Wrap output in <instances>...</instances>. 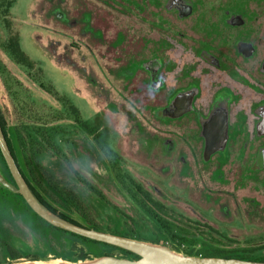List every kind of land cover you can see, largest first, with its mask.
Masks as SVG:
<instances>
[{
    "label": "rangeland",
    "instance_id": "1",
    "mask_svg": "<svg viewBox=\"0 0 264 264\" xmlns=\"http://www.w3.org/2000/svg\"><path fill=\"white\" fill-rule=\"evenodd\" d=\"M226 1L247 6L248 16L264 17V0ZM97 2L6 0L8 6L0 11V61L4 66L0 71V110L9 136L14 140L13 130H22L32 122L53 125V140L61 154L49 150L40 157L41 165L57 185L78 196L85 213L100 226L137 229L145 236L149 229H154L152 224H145L142 214L121 191L96 139L117 154V173L120 169L128 172L175 218L183 221L182 228L190 237L223 243L235 240L242 248L264 244V169H246L245 161L252 152L241 153V144L232 148V161L222 168H218L216 161L205 166L200 157L198 164L197 154L194 159L181 141L176 152L171 151L163 135L164 127L153 110L160 105L146 104L144 89L138 88V83L130 85L134 78H128L126 64L133 57L131 51L123 52L126 49L115 38L118 27L110 19L121 13L117 25L122 30L124 11L116 9V14L110 7H99ZM88 15L95 18L93 28L104 22L113 28L112 41L107 44L114 41V55L118 53L120 58L109 57L110 47L98 42L95 34L92 40L86 39L84 18ZM98 18L105 19L100 22ZM15 34L19 35L23 51L35 63L33 71L17 65L3 49L5 40ZM70 104L78 109V116L73 114ZM77 118L93 127L94 133L82 131ZM182 156L194 166L191 174ZM0 173L13 182L1 157ZM55 188L46 186L57 195ZM45 198L59 210L64 209L57 203L58 195ZM71 215L85 224L76 213ZM141 220L143 227L138 226ZM209 227L218 233L209 232ZM8 247L17 259L10 257ZM83 247L76 239L44 227L20 197L0 191V264H85L103 258L95 256L96 250L85 247L88 256L79 260ZM179 248L173 251L188 255L183 251L186 246ZM113 255L128 259L120 252ZM253 257L264 258V250L256 251Z\"/></svg>",
    "mask_w": 264,
    "mask_h": 264
},
{
    "label": "flooded vegetation",
    "instance_id": "2",
    "mask_svg": "<svg viewBox=\"0 0 264 264\" xmlns=\"http://www.w3.org/2000/svg\"><path fill=\"white\" fill-rule=\"evenodd\" d=\"M109 2L97 5L124 11L122 30L121 13L110 19L123 52L133 57L126 64L134 78L130 85L144 89L146 104L160 105L153 110L170 150L176 152L181 141L198 164L200 157L203 165L216 161L222 168L241 144V153L252 152L246 169H264L257 162L264 149V17L248 16L247 6L226 0ZM84 20L86 39L95 34L110 47L109 57L120 58L114 41L107 44L113 28L105 22L93 28L89 15ZM181 158L191 174L194 166Z\"/></svg>",
    "mask_w": 264,
    "mask_h": 264
},
{
    "label": "trees",
    "instance_id": "3",
    "mask_svg": "<svg viewBox=\"0 0 264 264\" xmlns=\"http://www.w3.org/2000/svg\"><path fill=\"white\" fill-rule=\"evenodd\" d=\"M6 0H0V11L4 7L6 8ZM3 13L4 10H3ZM4 51L12 58V60L29 71H33L35 63L30 59V57L23 51L20 38L18 34L10 35L7 40L2 44ZM4 69L2 62L0 61V71ZM43 74V72H42ZM44 84L41 83V86ZM45 90V88H44ZM50 90L48 89L47 92ZM69 108L72 110L75 116L79 115L78 109L75 105L70 104ZM0 122L8 141L11 152L15 158V161L24 176L29 187L35 194V196L53 213L62 217L65 220H68L79 226L88 227L92 230L101 231L105 233H110L113 235L128 237L132 239H137L140 241L150 242L153 244H158L161 246H167L172 250H180V245H183L186 248L183 250L190 256L194 257H204V258H223V259H240L247 262H259L264 263V258L253 257V254L256 251L264 250V244L259 245H249L246 248H242L239 242L235 240H226L227 236L220 234L221 237L225 238L226 242H220V240L215 241L213 239H206L201 237H190L189 234L182 228L184 225L183 221L175 218V214L169 211V209L162 204L160 201L156 200L152 194L145 190L141 184H139L131 175L120 169L117 173L116 167L119 165V158L116 153H114L110 148L104 147L101 145L100 140L96 139L101 151L103 152L105 158L109 161V169L112 175L116 178L121 191L127 195L128 199L132 204L139 210V213L144 217L145 224H152L154 229H149L148 236H145L141 233L140 230H131V229H121L120 227H109V226H100L95 222L88 214L84 211V206H82L79 201L78 196L71 190L65 189L62 185H57L58 183L52 180V176L49 175L46 170L42 167L40 162V157L43 154H46L51 151H56L57 155H60V150L58 146L55 145L53 140L54 128L53 125H38L37 123L27 124L23 127L22 130L16 129L13 130L14 140L9 136L7 131V123L0 110ZM77 123L82 131L86 130L87 133H94V128L91 127L86 122H81L77 118ZM56 127V126H54ZM99 136V135H98ZM0 157L4 164L6 165L7 170L9 171L5 160L0 152ZM63 160L67 162V157L64 155ZM69 166H71L69 164ZM255 172V171H253ZM14 182V181H13ZM12 182V183H13ZM84 185V180L80 181ZM51 188L52 185H55V190L57 195L60 198L58 204L64 208L59 210L55 205H52L45 198V195L48 197H57V195L52 194L46 186ZM93 190V189H92ZM0 191L9 193L20 197L25 203L29 211L38 219V221L46 228L55 231L56 233L66 234L77 241L81 242L85 247H88L94 252L95 256L100 257H112L114 258L113 252H120L126 256L129 260H139L140 257L130 251L121 249L116 246L98 242L89 238H85L71 232L59 229L52 226L47 221L38 216L24 201L20 194H15L8 189L0 185ZM95 194L98 195L96 190H93ZM51 199V198H50ZM57 201V200H56ZM72 212L76 213L85 224L77 221L72 217ZM184 217L183 215H179ZM130 223L137 226V222L133 218H129ZM138 226L143 227L142 220L138 223ZM209 232L218 233L213 228H208ZM216 235V234H215ZM219 235V236H220ZM201 244V245H200ZM200 245V246H199ZM84 249H81L80 255L78 256L79 260L86 259L85 256L88 254ZM200 249H199V248ZM102 248L109 249L105 250ZM101 250V251H100ZM10 257L15 260L17 255L12 253L8 247ZM182 251V252H183ZM76 262V261H74Z\"/></svg>",
    "mask_w": 264,
    "mask_h": 264
},
{
    "label": "water",
    "instance_id": "4",
    "mask_svg": "<svg viewBox=\"0 0 264 264\" xmlns=\"http://www.w3.org/2000/svg\"><path fill=\"white\" fill-rule=\"evenodd\" d=\"M0 152L7 164L9 172L13 178V183L9 182L0 173V184L9 191L20 194L27 205L42 219L54 227L71 232L73 234L89 238L98 242L119 247L130 251L140 257L139 260L119 259L103 257L97 261L85 264H264L259 262H247L240 259L204 258L182 255L167 246H161L150 242L140 241L128 237L113 235L101 231L92 230L88 227L79 226L63 219L49 210L33 193L24 176L22 175L15 158L11 152L8 141L4 134L0 122ZM258 166L264 167V149L259 152ZM18 264H40L37 262H27ZM68 264V263H64Z\"/></svg>",
    "mask_w": 264,
    "mask_h": 264
},
{
    "label": "clouds",
    "instance_id": "5",
    "mask_svg": "<svg viewBox=\"0 0 264 264\" xmlns=\"http://www.w3.org/2000/svg\"><path fill=\"white\" fill-rule=\"evenodd\" d=\"M148 91H149V93H153V92H155L156 90H155V89H152L151 87H149Z\"/></svg>",
    "mask_w": 264,
    "mask_h": 264
},
{
    "label": "bare ground",
    "instance_id": "6",
    "mask_svg": "<svg viewBox=\"0 0 264 264\" xmlns=\"http://www.w3.org/2000/svg\"><path fill=\"white\" fill-rule=\"evenodd\" d=\"M55 264H64V263H58V262H56Z\"/></svg>",
    "mask_w": 264,
    "mask_h": 264
}]
</instances>
